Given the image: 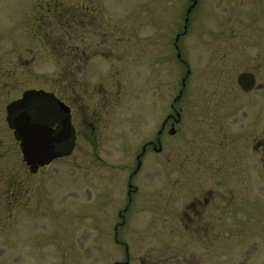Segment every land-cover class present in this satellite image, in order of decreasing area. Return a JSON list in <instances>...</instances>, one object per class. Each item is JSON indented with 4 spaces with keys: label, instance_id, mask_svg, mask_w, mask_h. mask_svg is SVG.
I'll use <instances>...</instances> for the list:
<instances>
[{
    "label": "rangeland",
    "instance_id": "1",
    "mask_svg": "<svg viewBox=\"0 0 264 264\" xmlns=\"http://www.w3.org/2000/svg\"><path fill=\"white\" fill-rule=\"evenodd\" d=\"M58 1L82 9L62 58L41 35L53 0H0V264H264V92L235 81L264 84V0ZM29 92L74 111L72 153L37 173L7 122ZM180 94L179 134L129 180ZM200 191L207 235L178 222Z\"/></svg>",
    "mask_w": 264,
    "mask_h": 264
},
{
    "label": "flooded vegetation",
    "instance_id": "2",
    "mask_svg": "<svg viewBox=\"0 0 264 264\" xmlns=\"http://www.w3.org/2000/svg\"><path fill=\"white\" fill-rule=\"evenodd\" d=\"M179 58V56H178ZM240 74H249L253 76L254 79V85L253 88L250 92H243L237 85L236 86L239 89L240 93L243 95L245 94H250L252 92H255L258 96V103H261L260 106H262L263 101H262V92H264V84H260L258 82L257 76L252 73V72H243ZM238 74L237 77L240 75ZM236 81V80H235ZM28 95V94H27ZM27 95L24 96V100L28 97ZM256 95V96H257ZM45 98H29L27 99V106L29 108V112L32 116V119L36 122L47 124L49 127L57 131L59 129V123L64 117V114L60 112L56 101H59L63 103L68 109H69V120L72 128V137L71 140L63 143L62 145L58 146L57 149L63 153V158H67L71 152L73 151L76 143V135H75V129L74 125L72 122V115H73V110L71 109L70 106L66 105V103L62 102V100L55 94V93H50V94H45ZM181 98V94L177 99L173 101V105L169 106V112L170 114L166 115L164 119L162 120L161 126L159 130L157 131V135L155 138V144L152 142L145 143L144 146L142 147L141 153L136 156L135 161H136V168L134 172L131 173V176L129 177V180H131L135 175L138 174V172L141 169V158L144 156L146 153L147 149H150L153 153L161 155L163 152V146L162 142L166 136L168 139H172L176 137L179 132L180 128H178L181 119H182V110L176 108V102L179 101ZM21 103V102H20ZM20 103L16 104L20 106ZM263 116L261 113V108L258 106L255 110V125H256V131L261 127V122L263 120ZM259 127V128H258ZM263 132V131H262ZM259 131L258 133L256 132V137H254V145L251 147V151L258 156V164L264 169V133ZM257 160V159H256ZM239 174L242 176V173L245 172L243 168H240L239 164ZM226 173V172H225ZM229 182V173L227 171L226 177H225ZM225 181V180H224ZM129 189H131V186H128ZM134 191H130V193H134ZM130 193L128 196H130ZM213 194L212 191H207V192H199L198 194H194L193 197H191L190 204L187 205L186 207L183 208V212L180 214V218L178 222H181L183 224V220L186 224L190 225H195V227H198V230L200 229L201 225H204L203 231L207 235L212 228H209V224L212 223L213 221ZM177 218V216H176ZM181 219V221H180ZM202 228V227H201ZM187 230V229H185ZM202 230V229H200Z\"/></svg>",
    "mask_w": 264,
    "mask_h": 264
},
{
    "label": "water",
    "instance_id": "3",
    "mask_svg": "<svg viewBox=\"0 0 264 264\" xmlns=\"http://www.w3.org/2000/svg\"><path fill=\"white\" fill-rule=\"evenodd\" d=\"M193 6L190 8V10ZM189 10V12H190ZM238 87L245 93L250 92L254 85L252 75L240 74L236 79ZM45 98V94L33 93L21 101L20 111L8 119V126L12 130L15 140L19 144L22 162L31 171L48 167L56 160L63 158V153L57 149L71 140L72 128L69 120V109L61 102L56 104L64 117L59 123V129L55 131L47 124L36 122L27 110V99Z\"/></svg>",
    "mask_w": 264,
    "mask_h": 264
},
{
    "label": "trees",
    "instance_id": "4",
    "mask_svg": "<svg viewBox=\"0 0 264 264\" xmlns=\"http://www.w3.org/2000/svg\"><path fill=\"white\" fill-rule=\"evenodd\" d=\"M67 4H60L58 0H53L47 6V9L43 11L41 22L42 27V39L44 43L50 48L52 52H56L59 58H62L67 51L71 49L76 51V45H69L66 40H69V33L66 31L69 27L72 30L71 41L78 39V32L76 28L78 24L76 19L78 18L82 9L76 6L66 7ZM63 6V7H62ZM65 6V7H64ZM50 17L53 18L55 24L50 23ZM74 20V22L67 21V18ZM81 24V21H80ZM75 30H74V29Z\"/></svg>",
    "mask_w": 264,
    "mask_h": 264
},
{
    "label": "bare ground",
    "instance_id": "5",
    "mask_svg": "<svg viewBox=\"0 0 264 264\" xmlns=\"http://www.w3.org/2000/svg\"><path fill=\"white\" fill-rule=\"evenodd\" d=\"M72 153V152H71Z\"/></svg>",
    "mask_w": 264,
    "mask_h": 264
}]
</instances>
